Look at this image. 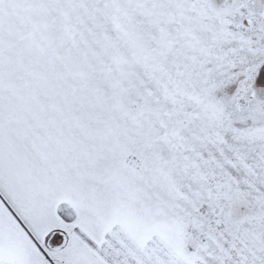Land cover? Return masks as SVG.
I'll return each instance as SVG.
<instances>
[{"label":"snow or ice","instance_id":"snow-or-ice-1","mask_svg":"<svg viewBox=\"0 0 264 264\" xmlns=\"http://www.w3.org/2000/svg\"><path fill=\"white\" fill-rule=\"evenodd\" d=\"M0 264H264V0H0Z\"/></svg>","mask_w":264,"mask_h":264}]
</instances>
